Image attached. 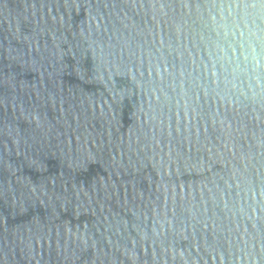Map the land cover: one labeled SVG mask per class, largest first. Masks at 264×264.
I'll return each instance as SVG.
<instances>
[{
    "label": "water",
    "instance_id": "obj_1",
    "mask_svg": "<svg viewBox=\"0 0 264 264\" xmlns=\"http://www.w3.org/2000/svg\"><path fill=\"white\" fill-rule=\"evenodd\" d=\"M0 264H264V0H0Z\"/></svg>",
    "mask_w": 264,
    "mask_h": 264
}]
</instances>
